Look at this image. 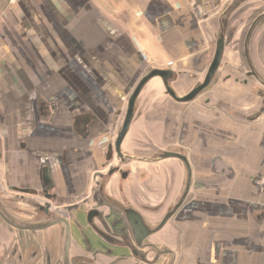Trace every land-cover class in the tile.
Returning a JSON list of instances; mask_svg holds the SVG:
<instances>
[{"label":"crops","instance_id":"0c3cea01","mask_svg":"<svg viewBox=\"0 0 264 264\" xmlns=\"http://www.w3.org/2000/svg\"><path fill=\"white\" fill-rule=\"evenodd\" d=\"M263 12L264 0H0L4 182L37 191L47 168L51 194L78 197L114 141L129 87L150 68L172 70L174 91V78L183 85L195 73L196 86L223 29L217 72L231 77L245 60L248 69L237 72L251 84L225 82L230 116L200 103L183 112L175 131L187 150L192 195L153 233V245L172 252V264H264V111L250 119L262 105L253 92H264V18L251 26ZM153 81L167 95L153 77L136 103ZM171 99L158 118L133 117L125 154L141 153L140 140L161 141L179 105ZM126 169L120 195L133 204L150 201L156 226L183 187V164L169 158L154 171L136 162ZM117 179H108L110 194L119 195Z\"/></svg>","mask_w":264,"mask_h":264},{"label":"flooded vegetation","instance_id":"af4514ba","mask_svg":"<svg viewBox=\"0 0 264 264\" xmlns=\"http://www.w3.org/2000/svg\"><path fill=\"white\" fill-rule=\"evenodd\" d=\"M226 13L221 16V23H224ZM262 18L264 12L255 16L251 26ZM249 71L253 72L251 69ZM112 144L113 142L108 145L103 163L91 174L86 189L76 198H59L50 193L52 180L49 172L48 188V183L45 184L43 180L47 168L42 169L41 186L37 191L10 187L4 182L3 172L0 171V264H156L158 262L157 259L153 262V250H157L153 245V228L159 223L153 226L149 218V215L155 211V206L150 201L148 203V200L145 204L138 202L133 204L125 200L120 195L122 188L119 185L128 177L129 170L126 166L131 162L151 164L154 171L157 162L174 158H159L164 153H177L185 157L186 155L182 150L171 149L136 155H127L121 150L125 157L132 158L130 160L125 158L126 161H122ZM174 159L183 164L187 180L184 162L179 158ZM112 175L118 178L115 188L119 195L110 194L108 190V179ZM186 180L175 198L176 201L166 213L171 211L180 200ZM145 189L151 191L150 187ZM188 194L184 200L187 199ZM127 209L135 211L141 217L146 226L144 232L151 231L139 244L127 222L125 215ZM66 242H68L67 253H65Z\"/></svg>","mask_w":264,"mask_h":264},{"label":"rangeland","instance_id":"374dc122","mask_svg":"<svg viewBox=\"0 0 264 264\" xmlns=\"http://www.w3.org/2000/svg\"><path fill=\"white\" fill-rule=\"evenodd\" d=\"M240 56L242 57V55ZM247 67L248 65L246 61L244 60L241 67L238 66L235 68L233 76L231 77H228V75H221L220 73H218L219 72L218 71L215 77L213 78V80L211 81L210 85L205 90H203L193 101L188 102V103H179V105L175 104L176 113L172 114L173 118L170 119L171 120L170 125L168 127L166 126V128L165 126H163L162 130H163L164 135H162L161 141L159 140L158 142H155L154 140H150V139L140 140L139 147L141 148V154L143 153L151 154L153 151H161V150H167V149L168 150L170 149L171 150H182L186 152L187 150L177 141L178 133H176L175 130H178L179 128V124L181 122L183 112L185 110H188L195 103H200L205 108L207 107V109L210 108V109L220 110L224 112L227 116H230L229 102H227V100L231 96L229 93L228 94L225 93V90L223 89V87L225 85V82L229 80H231L233 84L239 83L241 87L243 86L246 87L247 85H250L251 82L246 84L243 81L244 77L240 76V73L237 72L238 69H239V72L245 71V69L246 70L248 69ZM191 77L192 78L187 79V83H184L183 85L178 83L179 82L178 78L173 79L172 84L173 86H175V91L177 92V94L183 95L184 93L189 91L192 87H194L197 81L200 80V78H198L199 76L196 73L195 75L193 74V76ZM253 85L256 86V82L252 81L251 86ZM251 86H250L251 88L250 90H253ZM151 89H153V91H151ZM221 89H222V92H221ZM132 90L133 88L132 86H130L129 90L125 93V97H126L125 102H124L125 104L123 106L121 114L119 115V120L117 121V124L115 125V131H114L115 133L121 126L123 116L125 113V109H126V101L128 99V96L132 92ZM148 94H151L149 95V98L147 96ZM253 94L256 95L254 92ZM166 96L167 95L164 94V90L163 91L161 90V86L159 85V83L153 81V86L146 87V89L143 91L141 97H139L136 103V108H135V113H134V116H135L134 122H136L137 120H139L141 117L145 115L147 116V118H149V115L151 114H153V117L155 118L157 116L159 117V113L161 111H165L168 108L167 104L172 103V102H169L170 97L167 98ZM148 100L152 102V105H149L150 102ZM149 109L153 110V112L150 111ZM163 121L164 120H161L162 123L165 122ZM191 195H192V192L189 193L187 198H190ZM164 249L166 248L165 247L161 249L157 248V250H153V262L156 261L157 259L158 263L156 264H172L173 263L175 255L171 252L169 253V256H166L164 253H161ZM155 251H157V253Z\"/></svg>","mask_w":264,"mask_h":264},{"label":"water","instance_id":"95a60500","mask_svg":"<svg viewBox=\"0 0 264 264\" xmlns=\"http://www.w3.org/2000/svg\"><path fill=\"white\" fill-rule=\"evenodd\" d=\"M224 46H225L224 33H223V29H220L219 35H218L217 40H216V46H215L213 58H212L209 66L207 68V71L205 73V76H204L202 82L200 84H198L197 86H195L194 88H192L184 96H181V97L178 96L176 94V92L173 90L170 83H171V80L173 78L174 72L170 69L150 68L149 71L139 79V81L137 82V84L135 85V87L133 88L132 92L130 93V95L128 97L126 109H125V113L123 116L121 126L117 130L113 144H112V147L114 148L116 154L119 156V158L122 161H126L125 158H127L128 160L132 159V158L125 157L122 154L121 143H122L125 135L127 134L129 127L132 123V120L134 117L136 100H137L141 90L145 86V84L150 79H152L153 77H159L162 80V83H163V86L165 89V93L169 97H171L174 101L179 102V103L191 102L203 90H205L210 85L211 81L213 80L215 74L217 73L219 65L221 63V59H222L223 51H224ZM249 74H253L254 76H256L254 71L250 72ZM255 94L261 98L262 105H261L259 112L255 116L250 118L251 120H255L264 111V92L261 91V89H258L255 92ZM110 149H111V146H110ZM168 157L179 158L184 162V164L186 166V171H187L186 186H185V190H184L180 200L174 205V207L171 211H169L168 213H166L164 215V217L162 218L160 223L155 228H153V233L158 231L160 228H162V226L166 223V221L181 206V204L183 203L185 197L187 196V194L189 193V190H190L191 168H190V165H189L187 158L181 154L169 153V152H166L163 155L159 156V158H161V159L162 158H168ZM43 180H44L45 184L48 183V186H47V188H48L49 183H50V178H49V174H48L47 169L45 170ZM125 215H126L127 222L129 224V226L133 230V234H134V237L136 239V242L138 244L141 243L151 233V231H145V232L143 231V230H146V226L143 224L141 217L135 211L127 209V210H125ZM67 247H68V242H66L65 253H67ZM161 253H170V251L164 249Z\"/></svg>","mask_w":264,"mask_h":264}]
</instances>
